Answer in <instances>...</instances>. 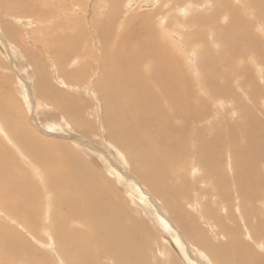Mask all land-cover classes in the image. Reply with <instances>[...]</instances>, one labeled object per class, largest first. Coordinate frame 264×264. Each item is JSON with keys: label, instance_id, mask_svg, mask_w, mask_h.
I'll list each match as a JSON object with an SVG mask.
<instances>
[{"label": "bare ground", "instance_id": "1", "mask_svg": "<svg viewBox=\"0 0 264 264\" xmlns=\"http://www.w3.org/2000/svg\"><path fill=\"white\" fill-rule=\"evenodd\" d=\"M214 1L167 0L170 4H167L169 8L166 10L164 7L150 10L155 5H140V7L133 9L135 5L131 4L127 5L123 11L112 9V11L107 12L105 17L108 16V18L102 20V25L98 28V34L100 33L98 45L102 49L103 55L100 58L102 60L101 72L94 80L98 83L100 97L105 107L103 111L105 118L102 119L105 124L103 126L110 133L108 137L121 150L118 152L116 148H111L112 152H109L114 155V161H112L113 158L107 157L106 162H103V167L112 177L113 182L123 184L131 203L139 206L150 218L153 215L156 219V224H159V231L162 235L160 238L164 241L159 248L163 255V258L160 255L162 264H247L249 259L254 257L253 245L259 250H264V217L258 220L256 218L252 221L249 220L248 223L243 220L244 229H246L244 230L245 233L242 232L241 235L235 229L229 227L228 223L221 218L222 209L225 212L233 211V213L237 212L240 216L242 215L239 204L231 205L233 203L230 204V201H227L228 204L224 207L221 202L222 197L228 200L231 194L228 187L231 186L232 182L230 183L229 178L225 177L227 163L234 176V181H232L236 185V197L238 195L243 198L242 205L247 214H256L260 207L264 210V200L261 202L257 200L261 199L259 197L262 194L259 195L258 193L261 186H264V171H262L264 170V168L262 169L264 166V120L251 116L252 129L249 127L248 132L251 133L249 139L252 140L253 145L244 150L236 144L242 139L241 135L236 133L235 137L229 141L224 136V132L221 130L222 127L220 128L216 122L213 123L214 127L219 130V136L215 140L208 139L206 134L211 133L208 132L210 126L203 124L206 121L204 117L207 115L203 113L208 108L203 110L198 109L196 106V86L199 84L206 85L207 88L210 87L213 92H216L215 81L208 74L211 73V69H215V73L222 67L234 70L239 67L238 59L243 58L246 54L245 48L248 49V46L250 48L256 47L254 40L252 41L254 44L249 45L247 42L243 43L242 41V37L248 33L245 30L248 28L246 24L249 25V21L246 23L243 21L244 18L242 20L240 10L237 11V14H233L234 17L230 21L231 23L227 21L224 24L221 19L220 22L223 23L221 25L218 21L221 14L224 13V18H226L230 12L232 13L230 0ZM126 2L127 0H115L118 7L119 4L122 6ZM258 3H264V0H259ZM213 5L215 7L212 15L204 16L201 14L202 10L205 9L206 11L207 7L212 9L211 6ZM107 7V4H103V9ZM176 7L177 10H175ZM184 8L187 9L184 10ZM136 10L142 12L136 13L134 12ZM257 12L258 14L261 13L260 16L264 18V11L262 12L257 8ZM176 13L180 16L177 17ZM12 14L14 13L12 12ZM124 14L128 16L124 18ZM155 15H158L160 19L156 22L150 21ZM13 17L14 20H17L15 16ZM37 17L40 19L43 14L39 12ZM120 18L122 19L121 24H128L132 20H136L138 25L120 29L116 24L114 29L112 20L119 21ZM13 19L10 22H13ZM97 20L99 18L92 15V21L96 25H98ZM2 21L4 20L0 21V29L2 31L8 29L10 33L13 32ZM16 22L14 21V24ZM172 22L176 23L180 31L184 32V41H186L187 47L185 51H182L183 47L182 49L180 47L181 41H178L176 37L169 34L170 32H167L168 30L171 31L172 27L170 25ZM14 24L9 23V25H12L11 28H14ZM188 28H192V30L187 31ZM211 29L213 30L211 34H215V40L213 38L209 40L206 37L205 31ZM180 31H178L179 34ZM76 38L78 39V37ZM56 39L49 40L51 43L55 41L53 48L56 50V66L55 64L54 66L57 75L65 79L63 83L61 82V86L66 89L68 88L67 84H77L80 80L79 76L82 75L84 78L85 74L87 75L89 72L85 65L79 67L82 71L79 73H76V68L69 70L67 64L75 61L69 58L73 52L70 51L74 44L68 45L64 41L61 44H56L58 41ZM63 39L66 40V38ZM2 43L4 44V39L0 35V44ZM213 46H217L218 52H214ZM89 52L90 48L87 51L90 58H86L85 63L91 61L92 65H95L96 58L93 54L95 51L91 54ZM180 53L185 55H181L183 61L178 60ZM255 62L258 64V61ZM31 64L34 66L33 71H35L38 80L36 81L35 77L31 75L35 80L36 88L28 90L16 86L18 89L17 95L24 97V104L29 109H31L29 104L35 105L36 108L39 107L40 110L41 108L42 110L46 108L52 110L57 107L63 112L60 117L67 121H70L69 116L78 117V112L81 110L79 99L74 98L75 96L71 93H69L70 95L65 93L66 96L61 91L64 89L57 90L55 87H50L48 83H40L38 75L39 62H36V59L33 58ZM64 69L67 71L64 72ZM13 70L16 72L17 69L13 68ZM19 71L22 72V68H19ZM188 71L192 72L190 76L187 75ZM21 74L23 75V73ZM246 76H249V74ZM66 77L72 80L68 81L69 79ZM73 91L80 90L73 86ZM9 97L12 99L11 94L8 93L6 96L0 95V136L12 146L17 156L20 154L31 171H34L40 178H43L44 175L48 179L53 191V195L45 191V195L33 196L37 207L34 205L28 210L29 212L35 209L38 213L39 205L43 206L45 223L41 225V233L49 238L48 232L51 229L52 218L57 222L55 234L64 244L65 250L62 253L63 255L65 253L68 264L102 263V259L105 257L108 264L111 262L116 264H152L153 262H149L145 257L149 244L146 235L144 236L146 229L143 224L145 221L133 217L127 211L123 212L122 206L118 203L106 204L105 200L108 199L105 193L108 188L107 183L95 184L93 182V172L89 170L86 164L75 159L74 152L71 149L76 150L88 146L85 139L87 137L83 135L84 133L82 135L85 138L81 139L76 137V134L71 133L74 130L67 134L63 133L64 137H67L65 140L67 142H59L60 139L57 138L55 139L57 141H53L54 139L51 138L52 140H40L38 142L37 138L32 137L23 127H18V121L15 120L11 112L6 113L9 109L3 107L2 99L5 100ZM34 98L35 101L40 98L46 102L58 98L60 104L52 102L55 107L49 104V107L45 108L44 103L35 102L32 104ZM215 101L217 100L215 99ZM205 102L208 103L209 101ZM222 106L224 107V105ZM36 108L35 111H37ZM233 108L236 111V108L240 107ZM209 109L212 110V107ZM213 112L217 113V111ZM262 115H264V110H262ZM56 123L50 120L43 123V126L64 132V126L61 127L60 124ZM74 125L72 124L71 127H75ZM68 127L65 125V128ZM199 132L206 133L201 136ZM58 134L60 132H56L54 135ZM255 144H257V148L253 149ZM10 148L5 144H0V157L5 160H15L14 153ZM122 153L129 159L130 170H132L130 173H124L123 171L126 161L123 160ZM118 158H121L122 161ZM184 158L187 161L183 162L181 160ZM198 158H201L202 163L198 161ZM52 159L60 164H64L65 161L71 163L63 172L50 166ZM189 159L194 165L188 162ZM36 161L42 162L44 165L42 170L38 168ZM4 171L5 169L1 168L0 163V177L6 174ZM170 176L174 177V183L167 187L166 183ZM188 177L192 178L191 182H189ZM138 178L149 186L151 193L139 182ZM196 181L198 183L205 181L206 185L208 181L214 182L220 194L218 195L219 200L214 199L213 202H206L207 206H205L198 200L200 196L202 197L200 192L188 195V192L192 189L191 183ZM167 189L172 193V197L168 198L164 194L167 193ZM33 193L35 194V191ZM207 194V200L210 197L212 198V193L207 192ZM156 197L163 200L166 209L161 207ZM229 198L232 200L231 196ZM170 199H172L173 204L165 203ZM67 200H70L69 204L65 203ZM183 200L187 203V208L192 211L191 214L186 211L187 208H185L186 205L182 202ZM256 200L257 204L255 203ZM3 203H0V209L3 211L4 216L10 222L15 223L16 220L18 221V204ZM77 207L80 209H77ZM148 209H150V213ZM166 211L172 215L171 219ZM208 218L214 222L216 220V224L219 225L220 229L212 232L211 229L215 230V227H218L216 224L207 221ZM241 218L244 219L243 216ZM252 218L254 217L252 216ZM199 220H204L206 226L202 227ZM194 222L196 225H194ZM30 224L33 226L31 221ZM246 224L248 225L246 226ZM183 234L196 244L188 242ZM15 235H18L15 228L0 224V248L9 244V236ZM212 235L216 238V241L219 239V242H214L210 238ZM166 236L167 238H165ZM248 239L252 247L248 243ZM94 247H96L95 254L92 252ZM72 248L78 250L80 260L75 259ZM159 249L158 252L161 253ZM3 250L5 249L3 248ZM169 250L176 262L170 258ZM56 255L57 258L61 259V262H64L60 254L55 253Z\"/></svg>", "mask_w": 264, "mask_h": 264}, {"label": "rangeland", "instance_id": "2", "mask_svg": "<svg viewBox=\"0 0 264 264\" xmlns=\"http://www.w3.org/2000/svg\"><path fill=\"white\" fill-rule=\"evenodd\" d=\"M258 1L259 0H256V1L255 0H241V1L230 0V6L232 7V13L230 12L229 16L227 15L228 18L227 16L226 18H224L225 14L222 13L218 19L219 22L222 19V22L224 24L227 21L230 22L233 20V17H234L233 14H237V11L240 10L242 20L244 18L243 21L246 23L249 21L248 22L249 25L246 24L248 28L245 30L248 33L242 37V41L243 43L247 42L248 45L254 44L255 42L256 47L250 48V46H248L250 49L245 48L246 54L244 55L243 58L238 59L239 67H237L236 69L228 70L227 68L222 67L216 73H215V69L210 70L211 73H208V74H210L209 75L210 78L215 81L214 87L216 88V92H213V89H211L210 87L209 89L207 88L206 85H202V84L201 85L199 84L195 88V91L197 94L196 95L197 108L203 109V110L208 108L206 112L203 113V114H207L204 117L206 121H204L203 124L209 125L210 130L208 132H211L213 134L207 132L208 133L206 134L207 138L211 140H215L219 136V133H218L219 130L218 128L214 127V123H213V122H216L218 123L220 128L221 127L223 128V129L221 128V130L222 132H224V136L227 137L229 141L230 139L232 140L235 137L236 133L240 134L242 139H240V141H238L236 144L238 147H240L241 149L243 148L244 150L250 148V146L253 145L252 140L250 141L249 139V134L251 133L248 132L249 127L252 129L251 116L253 115L254 117L262 118L264 120V115H262V110H264V29H263L264 28V18L260 16L261 13L258 14L257 12V8L260 9V11L262 12L264 11V3H262L263 4L262 5L261 3H258ZM103 4H107L108 7L103 9ZM131 4L135 5L133 6V9L140 7V5H144V6L155 5L154 8L150 10H155L157 7H159L160 9L164 7V9L166 10L169 8L167 4H170V2H167V0H129V1L127 0V2L123 4L124 6L123 5L120 6L119 4V7H118L116 6L115 0H63V1L62 0H0V21L4 20L2 22H5V26H7V28L9 29H12L13 31L10 33L8 29H4L3 31L0 29V35L4 39V44L3 43H2L3 45L0 44V95L6 96L7 93L11 94V97L13 100L10 97L9 98L11 100L9 98L5 99L6 101L2 99L3 107L4 108L6 107L7 109H9L6 113L11 112L14 115L15 120L18 121V127H23L26 131H28V133L31 134L32 137L37 138L38 142L40 140L42 141L50 140L51 138L54 139L53 141H57L55 140L57 138V139H60L59 142H67L65 141L67 137L65 138L64 137L65 135H63V133L67 134L73 130L74 132H71V133L76 134L75 135L76 137L80 139L85 138L83 137V135L87 137L85 139L87 140L86 144L88 146H85V148H81V149L78 148L76 150L71 149L74 152L75 159L80 160L83 164H86L89 167V170L93 172V175H94L93 182L95 184H101L103 182L107 183L108 188L105 190V193L108 196V199L105 200L106 204L110 205L113 203H118L120 206H122L123 212L127 211L133 217L137 219H142L143 221H145L143 226L145 227L146 230H145V234L144 233L143 234L144 236L146 235V238L149 240L148 249H146L147 254L145 255V257L148 259L149 262H153L152 264H160V262L162 264L163 255H162L161 249L159 248L162 245V242L164 243V241L160 238L162 237V235L160 234V231H159L160 230L159 224H156L157 223L156 219H154L153 215L150 218L147 213H144L140 209L139 206H136L133 203H131L128 200V196L125 192L123 184L113 182V180L111 179L112 177L108 174V172L103 167V162H106L107 157H109L110 159L114 157L113 154H110V152H112L111 148H116L118 152L121 150L108 137L110 133L103 126V124H105V122L103 121L105 118L104 117L105 115L103 113L105 107L100 97L98 83H96V81L94 80L96 79L98 74L101 72L100 65H101L102 60L100 58L103 55L102 49L98 45L99 39H100L99 37L100 33L98 34V30H99L98 28H100V26L102 25V20L108 18V16L105 17L106 16L105 14L107 12L112 11V9H117V11H123L124 8L127 7V5H131ZM256 4H258L257 7H256ZM206 5H209V4H206ZM49 6L50 7L52 6V7L50 8ZM47 7L48 9L49 8L50 9L49 10L46 9ZM211 7H213L212 8L213 10L210 7H207L206 11L205 9L202 11L201 10H197V11H201V14L204 16H207V15L210 16L213 14L212 12H214L215 5ZM186 9L187 8H184V10ZM175 10H177V7ZM12 12L14 14H12ZM39 12L43 14V17L40 19L39 17H37V13ZM49 12H52V13H49ZM134 12L141 13L142 11L136 10ZM176 14H177L176 16L178 17L179 14L178 13ZM92 15H95L97 18H99V20H97V24L99 26L96 25L95 22L93 23ZM13 16H15L17 20H14ZM21 16H24V17H21ZM127 16L124 14V18H126ZM12 19L15 22L16 21L17 22L15 24H14V21L10 22L12 21ZM159 19L160 17L158 15H155L152 17L150 21L156 22V20H159ZM121 21H122L121 18L119 21L112 20V22H114L113 23L114 26L112 25L113 28L115 29L116 24H118L119 26L118 28L120 29H127L128 27L130 28L131 26L138 25L136 20H132L128 24H123V23L121 24ZM174 22H172L170 25L172 27V29L170 28L172 32L169 30L167 32H170L169 33L170 35L172 34V36L176 37L178 41H181L180 47L181 49L183 47L182 51H185L187 47L185 43L186 41H184V32L180 31V28H178L179 26H177L176 23L174 24ZM9 23L14 24L13 26L14 28H11L12 25H9ZM178 23L180 22L178 21ZM223 23L220 22L221 25ZM89 24H91L90 25L91 27L89 26ZM189 30H192V28L187 29V31ZM178 31H180V34L178 33ZM117 32L119 33L118 30ZM205 32H206L205 33L206 37L209 38V40H211L212 38L215 40V37H214L215 34L213 35L211 34L213 33L212 29L207 30ZM246 36L249 38H247ZM76 37H78V39ZM53 38H57L56 41L57 40L58 41L56 44H61L62 41H64L65 43H68V45L74 44V46L72 47L70 51V52L72 51L73 52L71 53L69 58H72V60H75V61H72V63L70 62L67 64L68 69L71 70L72 68H76V73H79L81 71V68L79 67H83L85 65V68H87L89 72V73L87 72L88 73L87 75H90L88 78L86 77L87 76L86 74L84 78L81 75L79 76L80 80L78 82L76 81L77 84H74L73 82L72 83L74 85L67 84L68 88L66 89H64L61 86V82L63 83V80L65 81V79L57 75V70L55 68L56 50H54L53 48L55 41L53 40L54 43H51V41H49ZM63 38H66V40H64ZM249 39L251 41H248ZM253 40L254 42H252ZM85 46L86 48L84 49ZM213 47L215 50L214 52L215 53L218 52L217 46H213ZM88 48H90V52H89L90 54L93 51H95L93 52L96 58L95 65H92L91 61H87L88 63L87 62L85 63L86 58H90L88 57V53H87ZM179 55H180V58L178 60L183 61L181 55L183 56L185 55L181 53ZM247 55H250V56H247ZM13 58L14 60L12 61ZM33 58L36 59V62L37 61L39 62L38 75H39L40 83H48L50 87H55L57 90L64 89V90H61L64 92L63 94L66 93L68 95L69 93H71V95L75 96L74 98L76 99L78 98L79 101L81 102L80 103L81 110L78 112L79 116L76 118L73 116L68 117V119L72 122L71 124L69 123L70 121H67L63 119L62 117H60L61 114H63V112L57 107L52 110L46 108V107H49V104L54 106L52 102H55V104L59 103L58 98L47 101V102L40 98H38L36 101H35V98L32 99V104L35 102L44 103L43 105L46 109H43L44 110L43 111L42 108L40 110L39 107L36 108L35 105H31V104H29L31 108L29 109L23 102L24 97L17 95L18 94L17 87L21 89L22 88L28 89V90H31V88H36L35 80L36 81L38 80L36 79L35 71H33L34 66L31 64V62L33 61ZM255 61H258L259 65L256 64L257 62ZM182 63L184 64V62ZM13 68L15 70L17 69L16 72L13 70ZM19 68H22V72L19 71ZM65 71L67 70L64 69V72ZM21 73H23V75ZM188 73L187 75L189 76L192 74V72L190 71H188ZM248 74L249 76H246ZM31 75L35 77V80L32 78ZM66 78L69 79L68 81L72 80L69 77H66ZM73 86L77 87L80 91H73ZM27 96H28V93H27ZM203 99L205 100L202 102ZM215 99L217 101H215ZM7 100L9 101L11 105L8 103ZM205 101H209V102L207 103ZM222 105H224V107ZM236 106L240 108H236L237 110L234 111L233 107H236ZM210 107H212V110L209 109ZM35 108L37 109V111L34 110ZM213 111H217V113H214ZM47 117H50V118H47ZM50 120L57 122L56 124L58 125L60 124L59 126L61 127L64 126L63 127L64 132L59 131V130H52L51 128H45L43 126V123L48 122ZM77 123H80V124H77ZM68 124L70 125L69 127H68ZM72 124L73 125L75 124L74 125L75 127L72 126L75 129L71 127ZM65 125L68 128H65ZM56 132H60V134L54 135ZM199 133L202 136L206 132H199ZM7 143L5 142L3 137L0 136V144L2 145L5 144V146L9 148L11 147L10 150L13 151L12 146L9 143L8 144ZM107 144L108 146L110 145V147H108ZM89 146L92 148H90ZM88 147L89 149H87ZM255 148H257V144H255L253 149ZM12 153H14L13 155L15 159L13 161H11V159L5 160L3 157H0L1 168L5 169L4 172L6 173L5 175L0 177V203L4 202L6 204H18V221L16 220L15 223L10 222V220L4 216V214L2 213L3 211L0 209V224H5V225L15 228L16 231H18V235L9 236L8 237L9 244L0 248V264H10V263L11 264L13 263L14 264H50V263L51 264H68L65 253L64 255L62 253V251L65 250L64 244L61 240L58 239V237L55 234L57 231V230L55 231L57 227L56 226L57 222L54 221V219L51 217L52 224H50L51 229L48 232L49 233L48 235L50 237L49 238L47 236L45 237V235H43V233H41L40 231L41 225L45 223L43 219V206L39 205L38 213L35 211V209H32L31 211L28 212V210H30V207H34V205L37 207L33 196L45 195L44 194L45 191H47L48 194L53 195V191L51 189L48 179L44 175H43V178L38 177L34 171L30 170L29 166L23 160V158H21L20 154H18L17 156L14 151ZM122 154L124 157L123 160L126 161L125 164L123 163L125 166L123 168V171L124 173H130V171L132 170H130V166H129L130 163L128 162L129 159H127L124 153ZM118 159L122 161L121 158H118ZM181 160L183 162L187 161L185 158ZM112 161H114V158L112 159ZM198 161L201 162V158H198ZM188 162L191 163L192 161L189 159ZM70 163H71L70 161H65L64 164H60V163H56L54 159H52L50 161V166L57 168L59 171L65 172L66 167L70 165ZM36 165L41 170L44 168V165L40 161H36ZM263 168L264 166L262 167V169ZM133 174L135 173L133 172ZM225 177L229 178L230 183L232 182L230 184L231 186L228 187L229 190L231 191V194L229 195V197L231 196L232 200L229 197H228V200L222 197L221 198L222 205L226 207V204H228L227 201H230V204L233 203L231 205L239 204V206L241 207V214H242L241 216H243L244 219H242L241 216L237 212L235 213H233V211L225 212L224 209L221 210L222 211L221 218L223 219L224 222L228 223L229 227L235 229L236 232L239 235H241L242 232H244V230L246 229V228L244 229L245 225L243 224V220H246V223H248L249 220L252 221L255 218L257 220L260 218H263L264 210L262 207L259 206L260 209L256 212V214H247V212L245 211L242 205L243 198H240V196L238 195L236 197L235 193L237 191H236V185L233 182L234 176L231 172V169H229L228 163H227V167H225ZM136 179H137V176H136ZM191 179H192L191 177H188L189 182H191ZM139 182H141L142 185L146 188V190L147 191L149 190L151 193V189L142 179H139ZM204 182L198 183V181H196V182L191 183L192 189L194 190L191 189L188 192V195L194 192H200L202 197L200 196L198 200L200 201V203H203L205 206H207L206 202H209V201L213 202L215 201L214 199L219 200L218 195L220 194H219V191H217V188H216V185H214V182L206 181L207 185ZM173 183H174V177L170 176L167 180L166 185L167 187H169L173 185ZM35 187H37V189H35ZM34 191H35V194L33 193ZM207 192L212 193V198L210 197L208 200L206 196ZM263 193H264V186L262 185L258 193L259 195L262 194L261 197H259L261 199H257L259 200V202L264 200ZM164 194H166L168 198L172 197V193L168 189H167V193H164ZM235 198H238V199H235ZM156 199L158 203L161 205V207L162 208L164 207L166 209L163 200H161L158 197H156ZM237 200L239 201L237 202ZM257 200L255 202L256 204H257ZM69 201L70 200H67V202L65 203L69 204ZM171 201L172 199L166 201L165 203L173 204ZM184 201L185 200H183L182 202ZM184 204L186 205L187 203L184 202ZM187 207L188 205H186L185 208ZM77 209H80V208L77 207ZM189 209L190 208H187L186 211L191 214L192 211ZM148 212L150 213V209H148ZM166 212L171 219L172 215L168 213V211ZM252 216L254 218H252ZM30 221L33 223V226L30 224ZM207 221L212 222V224H216V220L215 222L212 221V219H209ZM199 224L202 227L206 226L204 220H199ZM194 225H196L195 222H194ZM247 225L248 224H246V226ZM217 227L218 228L215 227V230L211 229L212 232H215L217 231V229H220L219 225H217ZM156 229L158 230L156 231ZM183 237L191 244L195 243L193 241H190L186 237L185 234H183ZM165 238H167V236ZM210 238L214 240V242H219L218 241L219 239H217L216 241V238H214L213 235L210 236ZM248 243L252 247L251 243L249 242V239H248ZM11 246H14L15 248ZM166 247L168 248V246ZM194 247L196 246L194 245ZM3 248L5 250H3ZM158 249L161 253L158 252ZM252 249L254 251L253 252L254 257L252 259L250 258L247 264H264V250H259L254 245ZM95 250H96V247H94L92 250L94 254H95ZM14 252H17L18 254ZM169 252L171 254L170 258L175 261V258L170 250ZM55 253L60 254L64 262H61V259L57 258V255L55 256ZM72 253L74 254L76 260H80V256L78 254L77 249L72 248ZM160 255L162 258H160ZM31 258L32 259L34 258V259L32 260ZM90 264H93V263H90ZM96 264H108L106 261V257L102 259V263L98 262ZM110 264H116V263L111 262Z\"/></svg>", "mask_w": 264, "mask_h": 264}]
</instances>
